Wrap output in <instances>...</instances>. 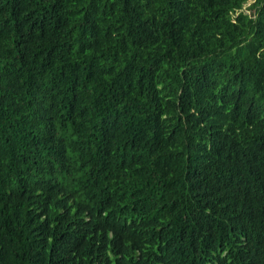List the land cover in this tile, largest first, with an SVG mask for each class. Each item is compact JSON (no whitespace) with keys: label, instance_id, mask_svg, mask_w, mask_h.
<instances>
[{"label":"trees","instance_id":"1","mask_svg":"<svg viewBox=\"0 0 264 264\" xmlns=\"http://www.w3.org/2000/svg\"><path fill=\"white\" fill-rule=\"evenodd\" d=\"M0 0V264H264V0Z\"/></svg>","mask_w":264,"mask_h":264},{"label":"rangeland","instance_id":"2","mask_svg":"<svg viewBox=\"0 0 264 264\" xmlns=\"http://www.w3.org/2000/svg\"><path fill=\"white\" fill-rule=\"evenodd\" d=\"M254 0H246L243 4H242V8L241 11H243L244 13H248V5H250Z\"/></svg>","mask_w":264,"mask_h":264}]
</instances>
